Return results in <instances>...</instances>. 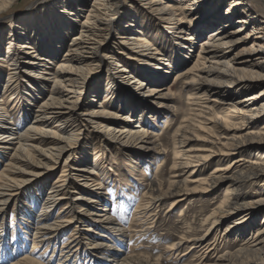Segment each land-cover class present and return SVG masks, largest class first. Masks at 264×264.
<instances>
[{"label": "bare ground", "instance_id": "bare-ground-1", "mask_svg": "<svg viewBox=\"0 0 264 264\" xmlns=\"http://www.w3.org/2000/svg\"><path fill=\"white\" fill-rule=\"evenodd\" d=\"M14 1L0 0V12ZM51 1L42 14L27 12L19 20L11 21L7 29L0 30V86L3 92L24 98L18 90L25 84L23 94L30 88L33 93L40 90L38 94L45 95L38 104H32V114L27 121L31 120L25 127L18 121L8 122L0 101V153L7 160L0 171V220L5 218L10 205L17 207L21 203L23 190L48 183L65 157L53 187L37 195L44 200L38 215L43 226L35 228L33 249L71 225L74 230L69 243L77 240L78 244L72 245L74 249L63 247L66 249L58 264L75 263L80 256L79 247L85 244L84 237L91 230H97L90 224L100 227V239L115 235L123 240L124 229L109 221L105 206L102 208L96 201L81 197L74 188L77 185L99 198L102 196L98 184L93 185L98 164L95 160L90 162L86 156L90 145H94L93 138L97 135L103 143L130 148L132 153L141 156L166 152L159 138L144 130V114L132 120L131 113L123 117L105 113L100 96L116 99L120 93L123 95L118 97L120 102L123 101L125 106L135 104L149 112V120L153 121L160 110L169 109L170 90L162 93L160 89L157 91L156 85L161 83L158 86L164 87L165 81L174 75V56L195 57L190 68L175 75V81L190 76L184 84L187 85L191 114L172 134L175 140L171 169L174 181L164 190L155 179L149 180L147 192L142 197L145 201L140 202L133 216L147 215L153 205L166 199H173L171 209L189 196L210 193L227 183L223 200L213 209L200 212L199 230L187 224L178 243H173L169 252L178 253L181 247L188 245L190 248L181 258L194 252L196 258L190 256L194 259L187 260V264H264V227L255 225L256 219L264 216V200L247 203L242 193L246 184L264 182V155L259 161L250 163L242 159L251 149L257 155L258 151H264V126L260 128L264 121V89L253 93L258 86H264V0H172L183 4L176 8L162 0ZM251 4L263 13L262 17L254 12ZM162 21L166 23H158ZM235 24L239 27L237 32H246L245 36L231 30ZM150 27L155 28V33L164 40H172L175 48L171 50L172 57L151 49L146 37ZM111 29H114V37L109 36ZM69 31L76 34L59 55L56 50ZM27 32L43 43L47 56L30 52V44H20ZM196 41L203 42L196 48ZM5 43L6 51L2 49ZM248 43L249 46L238 49L239 44ZM85 55L92 60L88 62ZM100 57L111 60L106 75L88 84L90 64ZM56 60L57 67L49 68ZM120 61L134 62L143 78L132 77ZM4 71L6 78H3ZM123 81L129 84L120 92L117 88ZM82 94L89 98L87 102L80 101ZM217 106H226V118L216 114ZM131 122H135L134 127L129 126ZM51 124L54 125L51 127ZM206 124L220 131L224 142H219L216 147L205 138L208 147L189 148L191 138L196 137V131L205 130ZM215 159L218 164L229 162L206 177H195L204 172V165ZM200 167L203 169H198ZM63 202V211L68 218L48 225V213ZM36 203V197L30 198L23 210L31 214L37 208ZM224 223L226 226L220 235L219 227ZM202 231L204 233L200 234ZM214 232L219 236L215 235L212 242L207 243ZM232 233L237 234L236 240L243 242L242 246L218 254L220 236L227 239ZM115 248L94 241L89 251L95 250L94 254L101 255L106 264H159L158 259L152 262L140 253L121 257L120 250ZM12 264L40 263L23 257Z\"/></svg>", "mask_w": 264, "mask_h": 264}, {"label": "rangeland", "instance_id": "rangeland-1", "mask_svg": "<svg viewBox=\"0 0 264 264\" xmlns=\"http://www.w3.org/2000/svg\"><path fill=\"white\" fill-rule=\"evenodd\" d=\"M162 1L166 5L172 6L173 8L183 6L181 2H177V4L172 0ZM50 2L52 3L51 0ZM48 4L49 0H15L12 5L0 12V30L4 31V29H7L6 27L10 25L11 21L19 20L23 17V14H26L27 12L29 13L30 11H33L35 14H42L48 9ZM251 5L254 12L262 17L263 13L253 4ZM81 19L82 18H80L79 21ZM158 23L165 24L166 21ZM146 26L148 28V25ZM238 29L239 27L236 24L231 28L232 31L236 32V34L241 37L246 35V32H237ZM150 30V34H148L146 37L147 41L151 45V49L157 50L162 56L164 53L167 56H171V50H175L172 40H164L162 36L155 33V28L150 27ZM108 33L109 36L114 37V29H111ZM75 34L76 32H66L65 38L62 40V43L56 50L58 51L59 55L64 53L66 46L70 43L71 38H73V35ZM203 41H196V48L197 45L201 44ZM22 43L30 44L32 47L30 52L34 51L38 55L42 54L47 56L45 49L42 47L43 43L40 42L37 37L33 36V34L31 35L30 32L26 33V38L22 40L20 44ZM249 45L250 43L247 45L239 44L238 49L245 48ZM2 49L4 51L7 50L6 43L3 44ZM154 50L152 51L154 52ZM195 52V54H197V51ZM130 54L132 53L130 52ZM174 57L176 58L174 59V75L170 76L169 79L165 81L164 87L161 88L158 86L162 85L161 83L156 85V89H158L157 91L160 89L162 93H165L168 89L170 90L172 96H170L171 98L168 101L169 109L160 110V112L156 114V117H154L153 121L149 120L151 119V114H149V112L144 110L142 111V109L138 108V106L135 104L125 106L123 101L120 102L118 97L123 96L120 93H118V97L116 99H112L109 96L105 98V95L100 96V101L105 113H115L120 117H123L127 113H131L129 116H131L132 120H135L137 115L144 114V130L150 133V135H154L155 137L159 138V143L166 153H150L148 156H141L139 154L132 153L130 148H120L103 143L101 139L97 138L99 137L97 135L95 136L96 138L94 137L96 140L93 138L92 142L94 145H90L86 156L88 155L90 162L95 160L98 164L96 167V169L98 168V172L94 171L96 174L93 176V185L98 184L102 190V196L99 198L96 194L86 192L83 190V188H80L77 185L74 186V188H76L77 194H79L81 197L96 201L102 206V208L105 206L109 221H112L119 229H124L123 232L125 236L123 240H119V237L115 235L109 237L105 235L104 238L100 239V227L98 225L92 226L95 224H90L89 226L91 228H96L97 230H91L89 235L86 236V238L84 237L83 242L85 244L79 247L80 256L75 259V263L71 264H106V261L102 259L101 255H97V253L94 254V252H96L95 250H91L92 252L89 251V247L92 246L94 241L100 242L103 245L107 244L112 248L113 246L118 248L120 250V253L118 254L121 257L140 253L145 257H148L152 262L158 259L159 264H187V260H190L194 256L196 258L195 252L191 253L186 258H181V255L185 254L190 248L188 245L181 247L179 252L174 254L169 252V247L173 243H178L179 236L185 231L187 224H191L199 230L201 223L200 218L202 219V217L199 215L200 212L205 209H213V207L223 200L227 183L222 184V186L216 188L210 193L194 194L189 196L187 200L180 203L179 205L173 206L171 209L170 205L173 202V199H166L162 200L158 205H153V207L149 209L147 215L145 214L142 217L138 215V218L133 216V213L138 211V207L141 204L140 202L144 200L142 197L143 194L147 192L146 183L149 180L155 179L157 184L160 183L163 186L164 190L171 182L174 181V178H172L174 174L171 169L174 162L173 150L175 146L173 142L175 140L172 137V134L175 133L179 127H182L185 124L184 121L188 119L190 117L189 115L191 114L190 106L187 102V85L184 84L189 81L190 76H184L175 81V75L181 74L186 69L190 68L195 60V57L192 59H183L180 58L179 55H175ZM85 58L88 62L92 60L91 57L87 55H85ZM57 62V60L56 62H53L52 65H49V68L57 67ZM110 62V59L106 60L101 57L98 58V61L92 62L90 64L91 71L87 75L89 79L88 84L96 82L100 79V77L105 76V72L109 67ZM120 62L121 66L128 70L132 77L138 76L143 78V73L139 70L134 62H131V64H127V62L123 61ZM6 73L7 72L4 71L3 78H6ZM132 81L134 80H130L129 82ZM123 82L125 83L122 84ZM123 82L120 84L121 87L119 86V89L117 88V90L120 92H123V89H127L126 85L129 84L127 81ZM32 86L34 87L35 85L32 84ZM25 88V84H23L20 90H18V94L22 92L21 95L24 97L20 98V96L12 97L10 92L4 93L0 86V101L2 105V111L5 113L8 122L13 124L14 122L18 121L20 122V125L24 127L27 126L29 124L28 121L31 120L29 119L27 121L29 115L32 114V104H38L39 101L45 97V95L38 94L40 90H37L35 93H33L28 87L27 92L23 94ZM262 89H264V86H258L253 91V93L257 94ZM80 98V101L83 103L87 102L89 99L86 98L84 94H82ZM27 99H30V101ZM96 99L99 100V98ZM33 100L37 101L31 103ZM29 109L30 112H27ZM117 109H123V111L119 112ZM215 111L220 117L226 118V106H217L215 107ZM53 125L54 124H51V127ZM129 126L134 127L135 122H131ZM205 126L206 129L202 130V132L196 131V137L191 138L192 140L189 144V148L197 149L201 146L208 147L209 144H207L208 142L205 141V138L208 139L207 141L212 142L216 147H218L219 142H224L223 135H221L220 131L213 128L211 125L207 126L206 124ZM263 126L264 121L260 125V128ZM251 150L252 151L249 153L243 154L242 157V159H244L247 163L259 161V158L264 155V151H258L257 155L256 151H253V149ZM64 159L60 162L56 173L49 177L48 183H46L44 186L36 185L34 188L23 190L24 192L22 194L21 203L18 204L17 207L10 205L7 208L5 218L0 220V264H12L23 257L31 258L40 264H58L62 251L66 249H63V247H67V249L71 247L74 249V247L78 244L77 240L71 242V244L69 243V241L72 240L71 236L73 237L74 230V225H71L69 228L63 229V231L59 234L55 232L50 240L43 241L37 248L33 249L35 245L33 241L35 228L43 226V224L39 222L40 218L38 215L40 214V206L44 203V200L42 197L38 198L37 195L40 193V191L43 194L45 191H49L50 187H53V182L60 175L59 173L63 166ZM6 162V158L0 153V171ZM133 162L135 163L132 164ZM228 162L229 160H226L218 164L216 163L215 159L209 163V165H204V172L199 171L200 173L197 174L199 177L196 175L195 177H206L207 174H209L212 170L216 168H224ZM203 168L200 167L198 169ZM262 184H264L262 181L246 184L244 188H242V193L245 195L244 201L248 203L256 200H264V193H261V190L264 189V185L261 186ZM32 197H36L37 199V208L35 211H32L31 214H28L23 209L28 200ZM211 202L214 203V205H212ZM209 205L211 206L209 207ZM113 208L115 209V215L112 214ZM63 210L64 202L53 208L47 215L49 218L47 224H53L56 221L68 218L66 212ZM258 218L259 219H256L255 225L258 227H264V216L261 215ZM3 223L4 225L2 226ZM225 226L226 223L220 225V235L225 229ZM47 228L48 227H46V229ZM46 232L50 233V230ZM203 233L204 232L202 231L200 234ZM215 235L217 236L218 234H215V232L210 234L207 243L210 244ZM236 236L237 234L235 235V233H232L231 237L227 239L220 236L218 240L217 253L224 254L225 252L234 251L238 247H241L243 242H238L239 240H236ZM66 243H69L70 245L68 244L65 246ZM232 244H234V246L230 247ZM190 256L192 257L189 258ZM210 262L211 261H209V263Z\"/></svg>", "mask_w": 264, "mask_h": 264}, {"label": "snow or ice", "instance_id": "snow-or-ice-1", "mask_svg": "<svg viewBox=\"0 0 264 264\" xmlns=\"http://www.w3.org/2000/svg\"><path fill=\"white\" fill-rule=\"evenodd\" d=\"M112 214L115 215V209L114 208L112 209Z\"/></svg>", "mask_w": 264, "mask_h": 264}]
</instances>
